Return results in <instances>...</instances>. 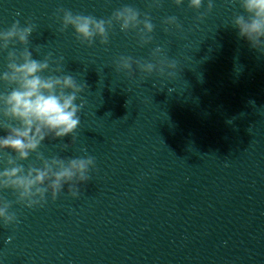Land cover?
<instances>
[{"label":"clouds","instance_id":"obj_1","mask_svg":"<svg viewBox=\"0 0 264 264\" xmlns=\"http://www.w3.org/2000/svg\"><path fill=\"white\" fill-rule=\"evenodd\" d=\"M172 3L180 7L185 0H172ZM187 3L199 12L204 0H187ZM232 3L238 4L243 14H234L231 26L238 29L239 38L264 55V0H232ZM161 6V0H149V11L142 14L135 7L125 5L109 17L99 19L58 7L54 20L59 24V32L71 28L81 44L92 46L96 38L100 44H108L111 30L118 25L121 32L134 31L138 45L144 47L152 43L155 29L149 13ZM213 7L214 0H207L206 12L200 13L197 19L202 20ZM162 24L165 33L173 28L182 30L176 16L165 17ZM35 28L31 20L21 25L17 19L0 30V52H7L6 70L0 73V83L4 85L0 91V130L6 133L0 136V163L3 164L0 192L10 190L14 196V200L0 196V222L5 227L19 224L17 213L11 211L14 204L30 209L44 207L49 196L55 201L65 187L70 197L78 198L81 186L91 180L90 172L96 166L95 158L87 155L86 149H82L85 155L78 157L45 156L40 151L48 139L63 141L70 136L71 142L63 143L62 151L75 143L85 104L81 94L88 85L79 83L71 74H62L63 56L55 57L48 52L42 59L33 58L29 45ZM17 44L21 47L16 48ZM114 64L115 70L124 72L129 79L138 71L143 78L155 74L170 80L181 71L177 61L169 59L160 45L151 49L148 60L121 55ZM32 154L35 161L25 167L22 162Z\"/></svg>","mask_w":264,"mask_h":264}]
</instances>
